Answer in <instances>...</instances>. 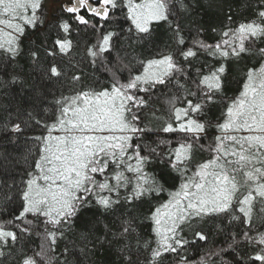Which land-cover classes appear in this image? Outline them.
<instances>
[{
	"label": "snow or ice",
	"instance_id": "1",
	"mask_svg": "<svg viewBox=\"0 0 264 264\" xmlns=\"http://www.w3.org/2000/svg\"><path fill=\"white\" fill-rule=\"evenodd\" d=\"M177 3L188 8L184 0H70L63 6L69 18L58 21L54 39L48 37L51 45L45 47V55L53 62L45 66V75L52 79L63 74L54 58L70 52L69 36L76 25L96 34L87 56L111 80L106 87L85 88L55 101L50 123L42 124L45 132L33 137L38 152L21 181L20 207L11 219L0 221V256L5 255L3 248L31 234L35 225L29 215L43 223V233H38L42 242L38 251L18 249L16 264H56L68 251L56 254L58 241L85 210L95 207L108 213L122 204L134 208L166 193L167 199L158 200L145 217L155 237V247L152 241L143 245L151 247L147 264H160L166 253L175 254V264H264V231L256 225L255 210L257 204L264 205V47L255 50L262 58L259 67L247 69L234 96H225L228 69L220 63L239 59L253 51L250 44L264 42V4L254 19L222 31L213 28L219 36L215 43L194 40L184 47L187 41L177 24L173 29L177 50L137 61L126 81L122 73L128 66L119 56L115 63L108 59L125 31L129 36L148 35L161 22L172 28L170 17ZM42 9V0H0V54L6 59L21 53L28 29L45 23ZM117 12L127 29L105 30L107 23L120 18ZM228 20L231 24L232 17ZM201 53L218 66L202 64L193 78L192 61ZM30 56L39 60V51L32 50ZM178 77L191 80L192 87ZM174 80L178 92L166 101V119L155 128L144 124L152 91L167 88ZM217 104L222 111L213 123L205 117ZM151 115L161 119L155 112ZM212 129L215 134L209 140ZM11 131L20 132V124H13ZM3 199L12 197L4 193ZM222 215L244 226L242 239L251 252H238L233 234L230 261L223 259L225 249L205 252L198 260L181 254L196 240H207L204 232L193 230L195 240L189 241L185 228ZM260 225L264 226V216ZM133 231L132 221L125 220L119 235Z\"/></svg>",
	"mask_w": 264,
	"mask_h": 264
},
{
	"label": "trees",
	"instance_id": "2",
	"mask_svg": "<svg viewBox=\"0 0 264 264\" xmlns=\"http://www.w3.org/2000/svg\"><path fill=\"white\" fill-rule=\"evenodd\" d=\"M184 3L188 8H180L177 3L175 14L170 17L173 22L172 28H169L166 22H161L158 26L154 25L153 31L148 35H137L133 32L129 36L125 31L116 39V47L108 59L115 63L119 56L123 64L128 66L122 73L123 80H127L130 69L137 67V61L152 58L161 52L177 50L173 32L177 24L187 41L184 47L191 46L194 40L215 43L219 36L212 32L213 28L222 31L226 27H235L242 21L254 19L264 0H184ZM39 14L45 23L38 25L34 30H27L21 53L11 61L0 54V221L11 219L20 207L18 194L23 188L21 181L26 179V173L31 170L30 165L33 164L38 152V144L33 137L45 132L42 124L50 123L55 101L62 95H69L85 88L106 87L111 80L110 74L105 72L100 64L93 65L87 56V47L96 42V34L91 29L76 25H73L69 36L73 44L70 52L66 55L58 54L54 58L63 74L59 78L49 79L44 72L45 66L53 62L52 58L45 55V47L51 45L48 37L55 38L56 24L60 19H68L69 15L59 10L53 20H47L44 7ZM115 15L120 18L107 23L105 30L119 31L120 27L127 29L128 25L120 13L117 12ZM229 16L232 17L231 24ZM96 23L100 22L97 20ZM249 47L253 51L242 54L239 59L220 61L225 63L228 69L226 97L237 93L249 67H259L262 58L255 50L264 47V42L256 41ZM32 50L39 51V60L34 61L31 58ZM180 62L183 63L182 60ZM202 64L217 65V61L201 53L192 61L190 71L193 78L196 75V68ZM73 76H79L80 79L73 81ZM13 77L16 79L13 80ZM178 78L181 84L192 87L191 80ZM177 92L175 80L167 88L154 89L149 106L144 109V124L153 128L159 126L167 117V99ZM178 94L183 95V91L180 90ZM221 111L222 105L217 104L205 118L215 123ZM153 112L161 119H153L151 115ZM16 123L21 126L20 132L11 131V126ZM214 134V129L210 130L208 139L210 140ZM204 155L207 157L206 153ZM4 193L12 199H3ZM164 199H167L166 193L134 208L122 204L108 213H103L95 207L90 211L85 210L80 219L74 222V227L58 241L56 254L63 253L65 248L68 251L60 256L56 264H60L61 261H66L67 264H147L146 258L150 255L151 247H155V237L151 231V222L145 217L158 200ZM255 210L256 225L260 231H264V226L260 225V219L264 216V205L257 204ZM28 219H32L35 225L31 234L21 236L14 245L10 244L9 247L3 248L5 255L0 256V264H16V252L21 247L39 250L42 240L38 233H43V223L31 215ZM125 220L132 221L135 231L122 237L119 233ZM193 230L204 232L207 240H196L194 244L182 250L181 254L187 255L190 260H198L203 253L220 249L226 250L222 253L224 261L232 260L233 252L228 245L232 243L233 234H236L239 243L237 251L251 252L242 239L244 226L238 221H231L230 215L205 218L197 222L185 237L189 241L195 240ZM114 233L116 235H113ZM146 241H152L151 247L147 249L143 246ZM213 259L219 260V257ZM175 260V254L166 253L160 264H175Z\"/></svg>",
	"mask_w": 264,
	"mask_h": 264
},
{
	"label": "rangeland",
	"instance_id": "3",
	"mask_svg": "<svg viewBox=\"0 0 264 264\" xmlns=\"http://www.w3.org/2000/svg\"><path fill=\"white\" fill-rule=\"evenodd\" d=\"M70 0H60L55 2L54 0H43V7L46 11L47 20H53L54 15L63 10V4H69ZM191 228H185L183 235L186 237L189 235Z\"/></svg>",
	"mask_w": 264,
	"mask_h": 264
},
{
	"label": "flooded vegetation",
	"instance_id": "4",
	"mask_svg": "<svg viewBox=\"0 0 264 264\" xmlns=\"http://www.w3.org/2000/svg\"><path fill=\"white\" fill-rule=\"evenodd\" d=\"M64 5H67V4H63V6H64Z\"/></svg>",
	"mask_w": 264,
	"mask_h": 264
}]
</instances>
